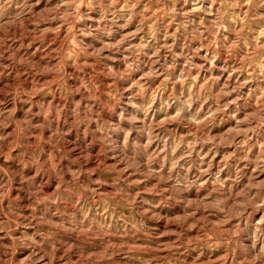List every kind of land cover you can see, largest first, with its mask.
Masks as SVG:
<instances>
[{
	"label": "rangeland",
	"instance_id": "374dc122",
	"mask_svg": "<svg viewBox=\"0 0 264 264\" xmlns=\"http://www.w3.org/2000/svg\"><path fill=\"white\" fill-rule=\"evenodd\" d=\"M0 264H264V0H0Z\"/></svg>",
	"mask_w": 264,
	"mask_h": 264
}]
</instances>
